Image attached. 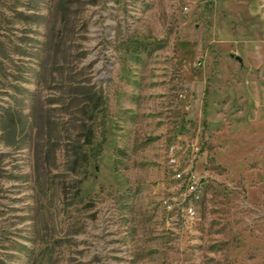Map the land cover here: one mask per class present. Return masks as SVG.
Instances as JSON below:
<instances>
[{"label": "rangeland", "instance_id": "374dc122", "mask_svg": "<svg viewBox=\"0 0 264 264\" xmlns=\"http://www.w3.org/2000/svg\"><path fill=\"white\" fill-rule=\"evenodd\" d=\"M0 264H264V0H0Z\"/></svg>", "mask_w": 264, "mask_h": 264}, {"label": "built area", "instance_id": "2783aa9c", "mask_svg": "<svg viewBox=\"0 0 264 264\" xmlns=\"http://www.w3.org/2000/svg\"><path fill=\"white\" fill-rule=\"evenodd\" d=\"M176 175L177 177L182 178L181 172H178ZM199 183H200L199 177H196L194 174L189 175V177L186 179V187L189 191L196 190Z\"/></svg>", "mask_w": 264, "mask_h": 264}, {"label": "trees", "instance_id": "16d2710c", "mask_svg": "<svg viewBox=\"0 0 264 264\" xmlns=\"http://www.w3.org/2000/svg\"><path fill=\"white\" fill-rule=\"evenodd\" d=\"M92 132H93L92 127H89V130H88V133H87L86 139H85V142L87 144L91 143V141H92V137H93Z\"/></svg>", "mask_w": 264, "mask_h": 264}]
</instances>
